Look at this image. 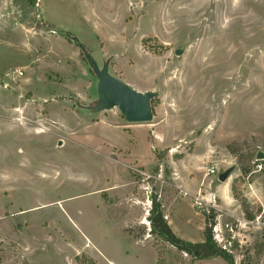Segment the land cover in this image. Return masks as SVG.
<instances>
[{
	"label": "rangeland",
	"instance_id": "374dc122",
	"mask_svg": "<svg viewBox=\"0 0 264 264\" xmlns=\"http://www.w3.org/2000/svg\"><path fill=\"white\" fill-rule=\"evenodd\" d=\"M78 42L157 94L152 122L92 110L98 79ZM258 152L264 0H0V264H227L152 235L153 202L185 242L217 216L239 225L234 264H264ZM201 179L198 208L183 186Z\"/></svg>",
	"mask_w": 264,
	"mask_h": 264
},
{
	"label": "water",
	"instance_id": "95a60500",
	"mask_svg": "<svg viewBox=\"0 0 264 264\" xmlns=\"http://www.w3.org/2000/svg\"><path fill=\"white\" fill-rule=\"evenodd\" d=\"M78 46L83 50L82 44ZM185 52V47L175 51L177 56ZM85 56L98 79V101L92 107L94 112H103L117 108L126 121L130 124H145L153 121L152 100L157 97L154 92H139L127 83L113 77L108 71V65L100 68L91 55L85 52ZM256 161H264V152H258ZM233 169L219 174L218 180L226 182Z\"/></svg>",
	"mask_w": 264,
	"mask_h": 264
},
{
	"label": "trees",
	"instance_id": "16d2710c",
	"mask_svg": "<svg viewBox=\"0 0 264 264\" xmlns=\"http://www.w3.org/2000/svg\"><path fill=\"white\" fill-rule=\"evenodd\" d=\"M83 48L84 49L81 51L83 52L84 55L85 52L89 53L84 46ZM153 101L154 100H152L151 105H153ZM179 158H182V156H179ZM213 218L214 215L212 217V220ZM247 218L250 220L253 217L248 216ZM149 221L152 227L151 228L152 235H155L164 242L174 246L179 251L188 254L193 260L205 261V260L221 258L227 264H234L233 257L227 254L225 251H223L220 247H218V245L213 240L212 227L208 226L204 230V241L202 243L185 242L179 237H177L176 234L172 231L171 227L168 225V223L164 221L160 210V205H158L156 202H153L152 204ZM209 222L213 223V221L210 220Z\"/></svg>",
	"mask_w": 264,
	"mask_h": 264
},
{
	"label": "built area",
	"instance_id": "2783aa9c",
	"mask_svg": "<svg viewBox=\"0 0 264 264\" xmlns=\"http://www.w3.org/2000/svg\"><path fill=\"white\" fill-rule=\"evenodd\" d=\"M14 73L17 76H23V72L19 70H16ZM218 172L219 171L215 166H211L207 169L206 177L215 176L218 174ZM183 197H190L194 199L195 204L197 205L198 208L203 207V205L206 203L205 201H207L204 195L201 193V191L194 196L190 195L187 192H183ZM164 219L168 220V216H164ZM211 227H212L213 240L218 245V247H220L230 256L234 257L238 252V247L241 244L239 240V225L237 226V224L231 222H223L222 219L219 216H217L214 219V222Z\"/></svg>",
	"mask_w": 264,
	"mask_h": 264
},
{
	"label": "crops",
	"instance_id": "0c3cea01",
	"mask_svg": "<svg viewBox=\"0 0 264 264\" xmlns=\"http://www.w3.org/2000/svg\"><path fill=\"white\" fill-rule=\"evenodd\" d=\"M183 167H185V164L183 165ZM200 185L201 186H205L204 185V182H203V180L201 179V181H200V183L198 184V185H196V184H192V186H191V184L190 185H186L185 187L183 186V189L184 190H187V191H192V193L194 194V195H196L199 191H201V189H199L198 190V188L200 187ZM196 190H198V191H196ZM205 191V190H204ZM202 193V192H201ZM217 194L219 195V196H223L224 197V199H225V203H227V204H229L230 202V198H229V194H228V191L226 190V188L225 187H222V188H219L218 190H217ZM206 199H207V196H204ZM200 231H202V229L200 230ZM199 243H202V242H199Z\"/></svg>",
	"mask_w": 264,
	"mask_h": 264
}]
</instances>
